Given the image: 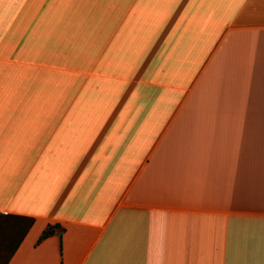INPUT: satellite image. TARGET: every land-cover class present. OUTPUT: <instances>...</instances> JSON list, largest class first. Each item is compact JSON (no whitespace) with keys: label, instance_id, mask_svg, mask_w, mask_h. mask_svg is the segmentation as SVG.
Wrapping results in <instances>:
<instances>
[{"label":"crops","instance_id":"crops-1","mask_svg":"<svg viewBox=\"0 0 264 264\" xmlns=\"http://www.w3.org/2000/svg\"><path fill=\"white\" fill-rule=\"evenodd\" d=\"M0 237L2 264H264V0H0Z\"/></svg>","mask_w":264,"mask_h":264},{"label":"trees","instance_id":"trees-1","mask_svg":"<svg viewBox=\"0 0 264 264\" xmlns=\"http://www.w3.org/2000/svg\"><path fill=\"white\" fill-rule=\"evenodd\" d=\"M19 219H22L23 221H25V223L23 224V228L21 230V236L24 234V232L26 231V229L30 226L31 224V219L30 218H24V217H20ZM58 225H49L46 228H44L39 236L37 237L36 242L40 241L41 239H43L44 237L52 234L54 232V229L57 228Z\"/></svg>","mask_w":264,"mask_h":264},{"label":"rangeland","instance_id":"rangeland-1","mask_svg":"<svg viewBox=\"0 0 264 264\" xmlns=\"http://www.w3.org/2000/svg\"><path fill=\"white\" fill-rule=\"evenodd\" d=\"M9 223H12L11 221ZM3 245H4V239L0 237V264H2L3 259L5 257V253L3 252Z\"/></svg>","mask_w":264,"mask_h":264}]
</instances>
